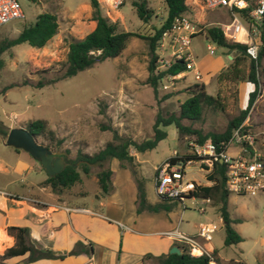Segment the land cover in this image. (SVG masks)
<instances>
[{
  "label": "rangeland",
  "instance_id": "374dc122",
  "mask_svg": "<svg viewBox=\"0 0 264 264\" xmlns=\"http://www.w3.org/2000/svg\"><path fill=\"white\" fill-rule=\"evenodd\" d=\"M18 1L24 17L0 26V41L15 38L24 26L33 23L37 14L44 11L57 15L59 29L42 48L20 43L1 54L4 64L0 69V128L21 126L27 129L26 125L30 121L45 120L47 130L52 131L53 135L40 136L38 142L50 144L53 151L63 152L64 159L71 162L77 159L79 152L93 154L108 142L117 143L119 139L116 137L131 138L136 142L151 138L158 114L163 117L171 113L178 115L181 103L190 95L185 88L196 82L194 71H188L173 83H167V88L159 82L154 92L146 81L150 59L148 43L141 38L131 37L117 57L97 61L75 75L64 78L60 75L65 70L69 42L84 37L95 23L90 0ZM147 1L153 12L148 28L139 19L132 0H124L117 9H112L108 0H98L104 16L118 22L120 29L137 32H144L145 29L148 32L150 27L158 25L166 16L164 0ZM186 3L189 10L185 14L202 26L201 33L192 36L190 44L195 57V69L203 77L206 92L218 97V104H204L198 120L183 119L182 124L199 129L204 134L222 132L228 121L246 107L249 93L256 89L253 109L249 110L242 124L247 126V132L250 128L255 133L253 135L250 132L254 136L253 147L257 151L264 149V145H260L264 141L258 140L264 136V57L257 68L258 84L255 86L247 78L252 58L248 54L218 46L206 37L207 27L222 28L233 21L231 12L226 8L209 9L202 0H186ZM234 13L248 29L249 22L243 11L235 10ZM226 29L230 31L229 27ZM256 39L260 44L262 38ZM229 40L232 41L231 38ZM207 44L215 47L214 54L208 53ZM227 55H230V59ZM232 56L240 57L238 64H233ZM38 82L43 84L39 87ZM160 128L166 131V137L153 149L139 152V164L136 167L139 174H143L142 179L141 176L138 178L143 182L144 191L147 189L152 197L156 195L153 181L156 167L170 158L174 150L179 154L185 153V141L189 137L187 133L179 132L174 124ZM258 128L263 133H257ZM58 139L61 143L57 144ZM230 146H236V143ZM130 153H135L133 147ZM107 163L109 161L104 162L105 168ZM203 165L211 166V162L198 159L185 163L186 179L208 185L206 175L210 170H206ZM99 170L98 165H91L88 175L81 172V184L78 181L72 188H64V191L91 193L97 188L98 183L94 180ZM254 197L230 195L232 203L239 201L247 206L252 205L254 210L252 217H246L248 211L241 210L240 204L229 208L230 217L234 220L237 216L241 222V242L224 245L223 227L211 233V242L217 246L220 255H230L247 264L264 263V195L261 194L257 203ZM214 206L211 199L207 202L200 198L185 197L178 202L177 208L197 223L198 219L207 221L206 216L218 219ZM200 207L204 208L203 213ZM4 260L0 258V264H7Z\"/></svg>",
  "mask_w": 264,
  "mask_h": 264
},
{
  "label": "crops",
  "instance_id": "0c3cea01",
  "mask_svg": "<svg viewBox=\"0 0 264 264\" xmlns=\"http://www.w3.org/2000/svg\"><path fill=\"white\" fill-rule=\"evenodd\" d=\"M95 25L96 22L92 30ZM242 39H245V33ZM227 57L230 59V55ZM256 130L263 133L261 128ZM251 131L249 128L248 133ZM258 140L264 141V136ZM237 150V145L228 147L231 155ZM258 150L264 155V149ZM138 153L132 154L133 165L122 164L116 158L109 160L112 187L106 194L101 193L96 178L97 188L91 193L65 192L64 189L55 193L46 183L49 176L39 162L21 149L6 146L0 137V255L17 242L9 227L24 228L27 245L51 253V256L28 260L27 252L4 261L7 264H159V257L171 254L169 250L172 247H178L181 252L187 249L185 243L175 239V231L196 235L198 226L204 223L214 224L216 229L224 228L216 206L218 219L206 216L207 221L198 219L197 223L178 209V204L170 210H139L137 178H142L143 174L136 169ZM154 175L155 172L153 181ZM82 181L81 178L80 184ZM230 195L228 210L240 204L241 210L248 211L246 217H252L253 206L239 201L232 203ZM80 196L81 199L78 198ZM260 196L254 197L256 203ZM145 197L151 205L160 201L157 194L152 197L147 189ZM234 220L233 227L242 234L239 217ZM199 242L208 252H214L219 261L212 260L209 264H228L235 260L230 255H220L211 239L199 238Z\"/></svg>",
  "mask_w": 264,
  "mask_h": 264
},
{
  "label": "trees",
  "instance_id": "16d2710c",
  "mask_svg": "<svg viewBox=\"0 0 264 264\" xmlns=\"http://www.w3.org/2000/svg\"><path fill=\"white\" fill-rule=\"evenodd\" d=\"M166 5V16L162 22L158 25L149 28L147 32L126 31L120 29L118 22L111 21L108 17L101 13L100 4L98 0H90L92 7V19L95 20L96 25L93 30L88 32L84 37L80 39H73L68 44V52L66 57L65 70L62 77H71L78 71L90 67L95 62L104 60L106 58H115L121 54L127 45V42L131 37H137L145 40L148 43L150 51V59L148 62V76L147 83L153 87L154 92L157 90V86L160 82L161 76L164 72L158 74L155 73L156 65V48L161 33L168 27L171 20L180 14L188 12L189 7L186 0H164ZM132 6L135 8L139 19L143 22L144 26H147L152 17V10L148 7L147 0H132ZM253 4L251 5V7ZM244 9L243 14L247 15L249 9ZM59 21L57 15L44 11L37 14L35 21L27 26H24L19 34L15 38L3 39L0 41V69L3 66V59L1 54L10 47L27 43L31 47L42 48L48 41L58 33ZM206 37L214 44L224 47L229 51H236L238 53H246V45L230 41L223 33V29L218 26H210L206 28ZM264 57V39H261L260 49L255 59H251L249 65V71L247 74L248 80L255 86L258 84L257 68L260 64L261 58ZM240 57L232 56L233 64H238ZM182 61H177L173 64L167 72L176 74L183 70ZM54 80V79H52ZM43 83L38 82L40 87ZM189 92V96L181 103L179 107L178 115L171 113L170 115L163 117L158 114L153 124V136L141 142H136L131 138H119L117 143L108 142L106 145L93 154L81 153L77 154V159L74 161H66V166L62 171L52 177H48L46 183L50 185L53 192H61L64 188L72 186L74 183L81 180V172L88 175L90 173L91 165H98L100 170L96 172L97 182L101 193L106 194L110 191L112 184V171L107 165L105 168L104 162L109 161L112 158L118 159L122 164L129 163L134 164V156L130 153V148L133 147L136 152H144L153 149L157 143L166 137V131L160 128V126H168L174 124L175 127L181 133H187L189 135L185 144L189 140H194L198 143H203L207 139L212 140L215 143L220 141H228L234 130L242 125L250 108L252 107L255 97L256 89L249 93L246 107L242 109L238 116L230 119L224 131L222 132H208L202 133L201 130L192 128L182 124L183 119L198 120L202 113L204 104L217 105L218 97L210 95L205 90V85L201 81H196L185 88ZM27 130L35 137H45L46 134H52V131L47 130V122L42 119L32 120L26 125ZM247 126L242 125L241 131L247 132ZM8 129L0 128V135L2 138L6 137ZM53 135V134H52ZM61 143V140H57V144ZM52 149L50 144H46ZM186 147V146H185ZM68 153V151H66ZM181 159L184 163L189 160L201 159L195 155L185 153L181 154ZM206 170L210 172L206 175L209 185L193 183V188L188 192L185 197L211 199L220 213L225 230L224 245L237 244L243 240V236L236 231L233 227V220L230 217L228 210V197L231 194L226 188V165L218 160H214L211 166L203 165ZM142 179V178H141ZM137 178L138 185V208L139 210L148 209L152 211L158 210H170L178 202L182 200L177 198H163L159 197L160 201L156 204H148L145 197V191L142 180ZM9 230L16 235L17 242L12 247L7 248L2 255L1 259H6L12 256H20L29 252L28 260H35L44 256H51V253L41 252L35 249L33 246L25 243L24 228L9 227ZM214 260L219 263L215 257L214 252L201 255H191L187 249L182 250L180 254L171 253L159 257V264H209ZM18 264V263H17ZM228 264H247L241 260H230ZM264 264V263H260Z\"/></svg>",
  "mask_w": 264,
  "mask_h": 264
},
{
  "label": "built area",
  "instance_id": "2783aa9c",
  "mask_svg": "<svg viewBox=\"0 0 264 264\" xmlns=\"http://www.w3.org/2000/svg\"><path fill=\"white\" fill-rule=\"evenodd\" d=\"M123 1L108 0V4L112 9H117ZM202 2L209 9L226 8L231 12L234 19L225 25L226 27L223 25V33L229 36L232 41L245 44L247 46L246 53L255 59L261 44L256 41V38L264 39V0H202ZM249 7L251 8L245 16L249 22L247 29L237 19L234 12ZM23 17L24 14L18 0H0V26L13 19ZM228 27H231L230 33L227 32L226 28ZM243 29L245 39H237L236 35ZM201 31L202 26H199L195 20L184 13L175 16L161 33L156 48L155 73L164 72L160 78V83L164 88H167V83H173L188 71H194V80L202 82L203 77L200 71L195 69V57L190 47L192 36L201 33ZM206 49L209 54L215 52V47L212 44H207ZM167 50L168 52H166ZM177 61H182L183 70L176 74L167 72ZM241 126L234 130L231 138L226 142L215 143L207 139L203 143H198L191 139L187 141L185 151L211 163L214 160L224 163L226 165V188L231 194L264 195V155L253 147L254 136L248 132H242ZM231 143H236L238 146L236 154L233 155L228 152ZM189 162L191 160L186 163ZM184 166L181 154L174 150L170 158L156 167L154 187L159 197H180L183 200L184 195H188V192L193 188V182L186 179ZM203 200L210 201V199ZM201 210L204 211L202 208ZM215 229L216 225L204 223L198 226L196 235L175 231V239L185 243L191 255L197 256L204 253L210 255V252L204 248L197 237L210 240L211 233ZM167 234L170 235L172 232H167Z\"/></svg>",
  "mask_w": 264,
  "mask_h": 264
},
{
  "label": "water",
  "instance_id": "95a60500",
  "mask_svg": "<svg viewBox=\"0 0 264 264\" xmlns=\"http://www.w3.org/2000/svg\"><path fill=\"white\" fill-rule=\"evenodd\" d=\"M4 144L29 153L39 162L40 166L50 177L58 174L66 166L63 152H53L48 146L39 143L27 129L21 126L8 129L6 137L4 138ZM169 252L176 254L181 253L180 249L176 246L172 247Z\"/></svg>",
  "mask_w": 264,
  "mask_h": 264
},
{
  "label": "bare ground",
  "instance_id": "6f19581e",
  "mask_svg": "<svg viewBox=\"0 0 264 264\" xmlns=\"http://www.w3.org/2000/svg\"><path fill=\"white\" fill-rule=\"evenodd\" d=\"M229 30L228 33L231 32V27H229ZM243 35H244V29L242 31H240L237 35H236V38L237 39H242L243 38Z\"/></svg>",
  "mask_w": 264,
  "mask_h": 264
},
{
  "label": "flooded vegetation",
  "instance_id": "af4514ba",
  "mask_svg": "<svg viewBox=\"0 0 264 264\" xmlns=\"http://www.w3.org/2000/svg\"><path fill=\"white\" fill-rule=\"evenodd\" d=\"M53 152H55V151H53ZM63 157H64V155H63Z\"/></svg>",
  "mask_w": 264,
  "mask_h": 264
}]
</instances>
